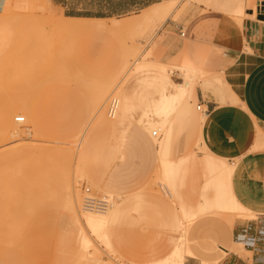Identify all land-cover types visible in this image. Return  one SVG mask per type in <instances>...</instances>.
I'll return each instance as SVG.
<instances>
[{"label":"rangeland","instance_id":"374dc122","mask_svg":"<svg viewBox=\"0 0 264 264\" xmlns=\"http://www.w3.org/2000/svg\"><path fill=\"white\" fill-rule=\"evenodd\" d=\"M58 1L9 0V4H5L0 0V31L3 30L0 32V127L5 125L3 110L10 107L8 114L13 121L15 116L24 115L25 103L32 123L28 124L27 119L14 122L19 135L14 137L9 133L14 132V127H10L7 139H0V264H93L95 260L110 264H152L164 261L179 243L181 232L174 225L171 213L156 206L159 202L171 203L179 218L188 219L184 221L190 226L185 244L187 259L200 263L188 258L189 239H198L202 245L214 246L227 255L230 248L218 244L217 230L228 231L233 239L234 227L254 217L251 214L236 219L234 224L227 218L232 213L231 208H245L232 190L235 166L229 163L235 160L217 156L206 145L205 116L197 110V96L187 104L190 112L185 117L183 106L169 113L167 120L174 132L149 128L144 121L148 117L153 120L151 112L161 99V88L152 70L160 69L148 65L140 70L138 61L154 58L155 63L166 66L163 71L174 82H184L187 72L175 66L179 64V55L184 50H196L204 59V51L192 40L187 25L185 37H181L173 25L183 23L191 7L196 12H222L240 22L242 0H180V5L187 3L185 8L166 18L149 17L144 9L116 14L111 18L119 20L118 32L82 35L61 26L62 14L107 15L119 0H65L66 8L57 5ZM256 2L253 0L250 6L246 5L247 10L255 9ZM78 8L82 11H77ZM116 24L115 20L111 21L112 26ZM30 26L33 27L30 29ZM44 32L49 35L47 42ZM39 36L44 37L42 43ZM43 48L51 54L48 58L45 53L41 55L45 54L42 59L48 60L44 65L37 56ZM81 52L92 55L91 65L101 59L102 64L95 71L105 74L108 80L83 84L80 75L89 77L91 74L80 67ZM36 56L39 59L35 61ZM35 65L41 68L36 66V70ZM191 79L193 87L199 82L220 83L211 86L206 98L213 95L222 103L240 102L223 73L206 70V73L193 74ZM88 86H95L101 92L106 87V93L99 97ZM123 91L133 100L126 119L129 123H121L119 107L115 117L107 112L111 98H118L120 105ZM78 110L82 113L80 117H77ZM46 111L52 114L44 117ZM125 124L129 129L123 133ZM152 130L157 131L156 136L152 135ZM263 140L258 132L259 143ZM142 141H153L158 152L155 146L143 152ZM31 142L46 148L55 145L53 148H61L63 153L71 152L72 159L68 156L71 162L68 159L62 162L65 166H59L57 161L58 169L71 164L69 176L66 177L69 169H62L64 177L70 180L64 179L60 171V181L56 170L47 191L40 190L39 181L30 174L37 161L10 151ZM96 147L99 150L96 151ZM66 153L64 156L69 154ZM80 154L84 159L79 167ZM162 159L168 162L162 165ZM63 180L77 192L81 222L60 205ZM84 188L109 196L113 204L129 199L127 212L111 220L106 229L93 234L85 218L89 212L82 210ZM168 188L175 193L177 205L171 201ZM139 196L142 197L140 202ZM53 199L58 201L54 203ZM200 229L207 230L202 237L197 236L201 234ZM86 248L89 249L86 251ZM242 251L241 247L235 249L239 254Z\"/></svg>","mask_w":264,"mask_h":264},{"label":"crops","instance_id":"0c3cea01","mask_svg":"<svg viewBox=\"0 0 264 264\" xmlns=\"http://www.w3.org/2000/svg\"><path fill=\"white\" fill-rule=\"evenodd\" d=\"M164 1L167 0H129V3H126V0H119L117 4H113L107 15L72 13L69 16L62 14V18L100 19L107 24L106 28L93 29L83 34L115 33L119 31L120 24L119 20L111 17L122 13L131 14L143 9V12L147 13L153 6ZM252 1L242 0L243 18L240 22L222 12L212 10L196 12L191 7V10L183 17V23L173 25L175 30L176 25L182 26L183 29L187 25L193 35L192 40L196 41L204 51L203 59L196 50H184L179 55L178 61L187 60L197 65L203 73H206V70L210 73H223L231 86V91L240 101L239 103H222L213 95L206 98L205 94L211 93V86H218L216 84L219 82L213 83V81L199 82L198 86L193 87L191 96V98L197 96L199 105L205 108L203 109L205 114L203 138L206 145L217 156L236 161L235 165H233L235 161L229 163L232 167L235 166L232 174V190L236 200L245 208H231L232 213L227 217L229 222H232L234 218L264 213V140L261 143L258 141V132L264 138V15L262 19H256L251 10H247L246 5L250 6ZM4 3L9 4V0H4ZM57 5L62 8L67 7L65 0H59ZM77 11H82V9L78 8ZM112 20L116 21L115 26L111 25ZM91 56L90 53L81 52L79 58L81 69L91 74L89 77L80 75L83 84H98L108 80L105 74L95 71L102 64L101 59L99 58L91 65ZM152 71L156 73L155 80L161 88V99L154 112H151L153 120L148 117V120L144 122L149 128L158 129L168 122L167 117L172 109L178 107V85L182 82H174L162 69ZM197 87H199L198 90ZM122 101L126 114H129L133 101L131 96L123 91ZM63 111L65 114V110ZM51 114L46 111L43 116ZM81 115L82 113L78 110L77 117ZM126 121L123 119L121 123H126ZM128 129L129 127L125 124L123 133H126ZM153 131H151L152 135ZM154 146L153 141L152 143L151 141L141 142L143 152ZM156 151L158 152L157 147ZM173 194L176 199L174 192ZM141 199L142 197L139 196V202ZM128 202L129 199L126 198L113 204L107 226L111 220H117L127 212ZM173 204L177 205V200ZM156 206L171 213L175 221L174 225L181 232L180 237L183 236V221L188 219L179 218L175 207L169 202L166 205L159 202ZM189 228L187 224L186 239L189 235ZM235 228L236 226L234 230ZM200 232L201 234L197 233V236L202 237L207 230L200 229ZM217 233L218 244L230 248L227 255L214 246L202 245L198 239H189L188 258L200 260V263L187 259L185 246V264H245L249 260V252L245 250L240 254L235 252V249H239L240 246L233 242L231 233L225 230L220 232L217 230Z\"/></svg>","mask_w":264,"mask_h":264},{"label":"bare ground","instance_id":"6f19581e","mask_svg":"<svg viewBox=\"0 0 264 264\" xmlns=\"http://www.w3.org/2000/svg\"><path fill=\"white\" fill-rule=\"evenodd\" d=\"M19 4V3H18ZM22 3H20V5H21ZM186 4L187 3H184V2H182V4L180 5V0H167V1H164V2H162L161 4H158V5H156V6H153L150 10H148L147 11V13H146V15L147 16H149V17H157V16H159V17H163V18H166V17H168V16H170L173 12H179V11H181L182 9H184L185 8V6H186ZM15 7H16V5H15ZM17 8V7H16ZM20 8V7H19ZM16 16H19V18H22L20 15H16ZM10 17H11V15H10ZM12 18V17H11ZM18 18V19H19ZM24 20V19H23ZM25 20H27V19H25ZM1 21V20H0ZM13 21V20H12ZM28 21V20H27ZM21 22V21H20ZM24 22V21H23ZM5 23H7V22H5ZM24 23H27V22H24ZM30 23H32V21L30 20ZM29 23V24H30ZM28 24V23H27ZM28 24V25H29ZM4 25V24H3ZM2 25V26H3ZM26 25V24H25ZM32 25V24H31ZM34 25V24H33ZM9 26V25H8ZM7 26V27H8ZM61 26L62 27H64V28H66V29H68V30H70L71 32H74V33H76L77 35H82L83 33H85V32H87V31H91V30H93V29H101V28H106L107 27V24H106V22L104 21V20H100V19H87V18H78V19H65V18H63V23L61 24ZM10 27V26H9ZM31 27H33V26H30L29 28L31 29ZM23 28H25V27H23ZM22 28V31H24V29ZM4 29V28H3ZM7 29V28H6ZM12 29V28H11ZM20 29V28H19ZM25 29H27V28H25ZM29 30V29H28ZM6 31H8V30H6ZM114 31V30H113ZM0 32H3V30L2 31H0ZM8 32H10V31H8ZM11 32H12V30H11ZM45 33V34H44ZM43 33V35H46V32H44ZM3 35V34H2ZM6 35V34H5ZM41 35V34H40ZM47 36H49V35H46L45 37V42H47ZM9 37V36H8ZM40 37V36H39ZM41 38V37H40ZM42 38H44V37H42ZM42 38H41V43H42ZM43 41V42H44ZM0 42H2V41H0ZM46 44V43H45ZM42 45V44H41ZM68 45V44H67ZM72 48V47H71ZM40 51H42V52H40L39 53V51H38V54H37V56H39V58L36 56V58H35V61L36 60H43L42 59V57L43 58H45L46 56H47V58H48V56L50 57L51 56V54L49 55V51L50 50H45V48H43V49H40ZM43 53H45V54H47L46 56H45V54H44V56H42L41 57V55L43 54ZM148 53H150V52H148ZM40 54V55H39ZM151 54V53H150ZM149 54V55H150ZM151 58H152V56H150ZM51 59V58H50ZM53 59V58H52ZM148 58H146L145 57V59H143V61H138V63H139V65L138 66H140L139 67V69L140 70H142L143 68H146V67H148V65L149 66H154V67H157V68H159V69H166V66L165 65H163V64H160V63H155V60H154V58H153V60H154V62H153V60L152 61H150V60H147ZM46 60V59H45ZM45 60H43V61H40L43 65H44V61ZM47 62H48V60H46ZM53 61V60H52ZM51 61V63H53ZM47 62H45L46 63V65H47ZM50 62V61H49ZM39 64V63H38ZM42 65V66H43ZM54 65V64H53ZM36 66H38V67H40L41 68V66L40 65H35V67ZM175 66H177V68H179L180 70H183V71H185V72H187L186 73V78H185V80H184V82H182V83H180L179 85H178V107H181V106H183L184 107V111H183V115H184V117L187 115V114H189V110L187 109V104L190 102V99H191V96H192V92H193V85H194V83H192V79H191V77H192V75L193 74H197V73H202L201 72V69L197 66V65H194V64H191V63H189L187 60H182V61H180L179 62V64L178 65H175ZM34 67V68H35ZM38 67H36V70L38 69ZM44 67V66H43ZM60 69V68H59ZM32 71V70H31ZM34 73V72H33ZM36 73V72H35ZM88 87H90V86H88ZM104 87V86H103ZM95 93H96V95H98L99 97H101V96H103V94H105L106 93V87H104V91L103 92H101V90H98V88L97 87H95V86H92V87H90ZM120 101V100H119ZM192 103V102H191ZM190 104V103H189ZM199 104V103H198ZM199 106V105H198ZM28 107V104L27 103H25L24 104V106H23V112H24V115H22V116H19V115H17V116H15L14 117V120L12 121L11 120V118L9 117V112H10V107H8V110H3V112H2V115H3V123H5V125L2 127H0V139H2V140H4V139H7V132H9V128L10 127H14V132H9V133H11L14 137H16L17 135H19V133H18V131L16 130L17 128H18V126H16L15 125V123L14 122H17V119H23L24 121L27 119V121H28V124H30V125H32V123H31V120H30V117H29V115H28V113H26V111H25V109ZM119 107V110H120V118H122V119H124V120H126L127 119V114H126V112H125V108H124V104H123V101L121 100V102H120V105L118 106ZM202 109V108H201ZM197 110H198V107H197ZM118 112V111H117ZM201 113H203V115L202 116H205V114H204V112L203 111H201ZM116 116V115H115ZM115 116H113V117H115ZM177 117V116H176ZM179 118V117H178ZM94 119V118H93ZM90 124H91V122H90ZM15 127H17L16 129H15ZM170 126H169V122H167V123H165V124H163L162 126H160L159 128H158V130L159 131H163L164 129L165 130H167L169 133H171V132H174V131H171L170 130ZM34 130H36L35 128H34ZM260 130H261V128H260ZM37 131V130H36ZM6 133V134H5ZM36 133V132H35ZM37 133L38 134H40L38 131H37ZM155 134H157V131L156 130H154L153 131V136H156ZM12 136V137H13ZM8 138H9V136H8ZM36 140V139H35ZM22 141H24V140H22ZM30 142V141H29ZM35 142V141H34ZM34 142H31L32 144L30 145V144H28V145H18V147L16 146V147H13L10 151L11 152H15V153H22V154H26L27 155V157L29 158V159H31V160H36L37 162L34 164V167H33V169L31 170V172H30V174H31V176H33V177H35L36 179H37V181H39V184H40V186H41V189L40 190H42V191H47V189L49 188V184H50V182H52V181H54V175L56 174V173H54V171H56V170H58V176H59V178L58 179H60V177H61V175H63V177L65 176L64 174L65 173H63L62 172V169L64 168L63 166H65V165H63L64 164V161H67V159L69 158V159H72L71 157V155H70V153L69 152H64V153H66V154H68V155H66V156H64V153L59 149V148H53V147H55V145L52 147V148H46V147H42V146H44V145H42V143L43 142H41V145L42 146H37V145H34V144H37V143H34ZM36 142H38V141H36ZM39 142H40V140H39ZM25 143V142H24ZM28 143V142H27ZM49 143V142H48ZM40 144V143H39ZM44 144V143H43ZM52 145H53V143H51ZM51 144H49V145H51ZM34 145V146H33ZM46 145V144H45ZM49 145L47 146V147H49ZM99 146V145H98ZM67 148V147H66ZM99 150L97 147L95 148V150ZM96 150V151H97ZM66 151V150H65ZM72 151V150H71ZM95 152V151H94ZM72 154V153H71ZM95 154V153H94ZM93 154V155H94ZM73 155V154H72ZM81 155V157H79L78 158V165H79V167L81 166V163L83 162V159H84V157H82V154H80ZM79 155V156H80ZM61 156H62V158L64 157V159H66V160H63L62 158H61ZM69 156V157H68ZM42 157H44L45 158V160L44 159H42ZM74 157V156H73ZM57 158V159H56ZM60 160H59V159ZM56 161H55V160ZM68 159V161L69 162H71L70 160ZM63 160V161H62ZM57 161H58V164H59V166L62 164V162H63V166L62 167H60L59 169H61V170H59L58 169V167H57ZM59 161H61L60 163H59ZM168 162V160L167 159H162V162H161V164L163 165V164H165V163H167ZM66 163H68V162H66ZM65 163V164H66ZM70 165L71 164H69V167H70ZM68 166V164H66V168L67 169H69L67 172H69L70 171V168L69 167H67ZM66 168H64V170L66 169ZM66 169V170H67ZM61 171V172H60ZM59 172L60 173H62L61 175H59ZM66 172V173H67ZM49 173H51V174H49ZM53 173H54V175H53ZM70 175V172H69V174L67 173V175H66V177L67 176H69ZM62 177V178H63ZM64 179H68V178H65L64 177ZM62 179H60V181H61ZM68 180H70V179H68ZM56 181V180H55ZM67 181V180H66ZM68 182V181H67ZM61 183V182H60ZM63 183H64V185L62 186V188H61V203H60V205H62L64 208H65V210H69L71 213H72V215L76 218V220L77 221H79V222H81V216H80V214H79V212H78V203H79V201H78V196H77V192L73 189V187H72V185L70 184V183H66L65 184V182H64V180H63ZM55 187V186H54ZM167 193H168V195H169V197H170V199L173 201V202H175L176 203V199H175V196H174V194H173V192L168 188L167 189ZM52 194V193H51ZM58 194V193H57ZM48 195V194H47ZM46 195V196H47ZM44 196V195H43ZM48 197H49V195H48ZM60 199V198H59ZM51 200V199H50ZM55 199H53V201H54ZM58 201V200H57ZM56 200L54 201V203L55 202H57ZM51 203V202H50ZM31 204V203H30ZM55 206H57L56 204H54ZM61 208V207H60ZM33 209V208H32ZM62 209V208H61ZM110 211H111V209L110 210H108L107 212H105V213H95V212H89V213H87V214H85V218H86V223H87V226H88V228H90V231H92L93 232V234H98L99 232H100V230L103 228V229H106L107 228V221H108V217H109V214H110ZM30 214H31V212H30ZM240 218V217H239ZM239 218H234V219H232V224H234L235 223V221H236V219H239ZM183 236H181L180 238H179V243L174 247V249H173V251L171 252V255H169L168 257H166V259H164V261L162 260L161 262H155V263H152V264H185V250H184V248H185V243H186V231H187V224L183 221ZM87 236V235H86ZM87 240V242H92V241H90V239H86ZM89 240V241H88ZM90 244V243H89ZM86 245V244H85ZM91 244H90V248H91ZM87 247H88V245H87ZM87 249H89V248H86V251H87ZM95 252V251H94ZM95 253H99V252H95ZM94 253V254H95ZM89 254V253H88ZM91 256V255H90ZM94 256V255H93ZM95 258V257H94ZM92 260V259H91ZM103 261V260H102ZM112 263V262H111ZM93 264H110V263H106L105 261H103V262H101V261H98V260H95L94 261V263ZM114 264V263H113Z\"/></svg>","mask_w":264,"mask_h":264},{"label":"built area","instance_id":"2783aa9c","mask_svg":"<svg viewBox=\"0 0 264 264\" xmlns=\"http://www.w3.org/2000/svg\"><path fill=\"white\" fill-rule=\"evenodd\" d=\"M252 15L259 19L264 15V0H257L256 8L251 10ZM181 37H185L182 26H175ZM119 106V99L114 97L108 104V115H116ZM202 106H198L199 111ZM17 119V122H23ZM157 135V134H155ZM113 207V201L109 196L97 195L91 189L84 188L82 198V210L84 212L105 213ZM233 242L243 250L249 252L250 258L245 264H264V213L254 215L253 218L240 221L233 232Z\"/></svg>","mask_w":264,"mask_h":264},{"label":"water","instance_id":"95a60500","mask_svg":"<svg viewBox=\"0 0 264 264\" xmlns=\"http://www.w3.org/2000/svg\"><path fill=\"white\" fill-rule=\"evenodd\" d=\"M250 14V13H249ZM260 19H262V16L259 17Z\"/></svg>","mask_w":264,"mask_h":264}]
</instances>
